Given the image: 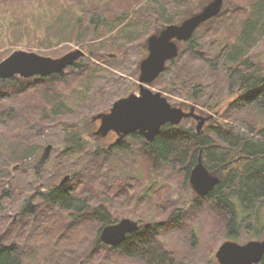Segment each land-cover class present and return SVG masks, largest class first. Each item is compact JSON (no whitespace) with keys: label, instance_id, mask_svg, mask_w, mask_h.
Listing matches in <instances>:
<instances>
[{"label":"rangeland","instance_id":"1","mask_svg":"<svg viewBox=\"0 0 264 264\" xmlns=\"http://www.w3.org/2000/svg\"><path fill=\"white\" fill-rule=\"evenodd\" d=\"M75 1L78 2V0H0V50L11 48L12 51L9 53L11 54L14 50L20 49L57 58L76 48L81 50L83 48L85 52L83 57L90 56L88 49L85 50L81 45L72 44L67 40L74 38V32L79 33L73 21L65 20L70 10L78 12L80 6ZM180 1L171 0V7L180 8L183 12H192L189 7L191 2L181 3ZM209 1L211 0H197L203 6ZM245 1L229 0L226 9L230 10V14L214 20L208 26L212 28L210 30L208 27L201 26L196 29H199L196 35L200 41L201 51L214 56L226 45L235 44L238 38L237 32L240 29L238 21L246 15L241 11L242 9H238L244 5ZM85 2L89 3L88 0ZM132 2L134 0H130V3ZM261 2L263 8L260 16H256L257 11L254 13L255 5H250V8H254L249 13V17L251 21H257L255 31L252 33V37L255 38L261 35L264 28V0ZM126 3L127 0L109 1V4L114 5L118 10H121V6ZM139 6L136 2L133 10H137ZM138 13L141 14H137L136 17L140 20L134 23L135 26H130L126 39L120 38L121 41L116 36L115 44H112V40L108 38L110 33H108L105 39L89 44V49L99 51L104 58L114 63L113 69L121 78V82L113 91L114 96H118L116 99L139 92L140 69L137 68L148 54L146 41L151 34L155 33L149 34L158 23L155 17L151 20L146 18L149 13L146 14L143 11ZM166 25L164 24L159 29L162 30ZM99 30L102 31V27ZM109 30L112 31V29ZM122 32L115 29L112 34L122 35ZM128 39L132 41L128 42ZM181 42H177L179 50L184 46ZM242 42H244L243 38ZM117 45L122 49H116ZM249 50L244 53V56L249 54L255 62L261 64V71L264 72V38ZM181 55V59L179 58L173 66L171 65L168 72H162L152 83L147 84L152 91H160L168 102L175 106H181L182 100L171 95L169 84L175 78L173 76L179 66L185 64L188 59L187 53ZM192 62L196 74L208 70L197 59ZM103 65L112 68L106 64ZM128 70H133L135 75L129 73ZM32 78H26L28 80H22L23 83H20L19 87L7 90L11 91V94L5 98V103L13 106L17 117H22L28 125H31L30 127H33V123H38L36 126L39 127L33 128L36 131L29 130L30 132L24 133L27 124H25L26 127L22 126L16 131L13 128L14 121L8 124L9 121L5 122L4 115L0 114V183L4 187L0 190V195L3 190H8L10 193L9 196L0 198V237L4 242L14 243L17 246L22 264H78L79 262L82 264H144L139 259L124 258L120 253L98 241V231L101 228L98 218L89 216L74 222L71 220L70 211L53 206L39 197L37 189L59 184L67 174L70 175V180L64 185L73 186L72 176L77 170L73 157L62 153L63 133L59 123L43 119V115L56 103H51V99H46V97L62 93L60 99L72 107L81 106L83 103L86 104L85 100L81 102L86 88L79 86L78 77L67 68L61 81L53 80L49 83ZM202 81L205 84V94L199 100L200 108L195 111L211 116L202 127L204 131L214 120L222 118L238 95L223 94L220 89L216 91V83L210 82L205 74ZM214 90L217 93L213 94ZM210 94L215 96V100L212 101L213 106L202 108V104ZM92 109L89 116L80 115L78 118L81 137L87 142V147L107 148L110 143L116 142L118 136L112 131L106 137L93 135V131L99 125V120L92 121L91 117L96 113L107 111ZM248 110L247 107H240L236 109V115L252 118L260 115L262 117L257 110L252 109L249 113ZM259 117L257 118L258 123L262 122ZM180 125L196 128V122L191 118L182 120ZM8 131L10 139L5 136V134L8 135ZM47 145H51L50 155L42 164L37 165ZM13 153H20V164L8 166L9 163H6V160L2 162L3 155ZM120 155H117L119 160L115 169L118 174L109 175V165L106 162L98 171L96 177L99 178L94 180L92 176L88 177L90 174H86L85 183L79 184L74 193L85 197L89 204L105 205L113 223L122 218H130L141 224L164 223V226L158 230L157 242L166 250L171 251L177 260L186 264H219L215 253L224 241L232 240L244 244L250 240L264 238V202L257 210L256 217L255 212L246 213V217L241 221L243 227L240 228L238 236L226 237L227 214L217 210L210 203H205L202 209H195L192 204L196 199V193L189 179H185L184 172L179 166L166 165L152 171L150 158L145 152L139 150L133 156L134 159L130 160L129 171L125 169L123 172L119 170L118 164L124 168L125 164L122 159H126L122 158L124 154L120 153ZM131 161L134 162L131 163ZM90 179H92L91 183L88 182ZM27 201L32 205L33 214L31 215L23 213ZM177 208L181 209L182 215L179 223L172 225L168 222L169 215ZM247 223L257 225L260 235L257 234L258 232L248 230L244 226Z\"/></svg>","mask_w":264,"mask_h":264},{"label":"trees","instance_id":"2","mask_svg":"<svg viewBox=\"0 0 264 264\" xmlns=\"http://www.w3.org/2000/svg\"><path fill=\"white\" fill-rule=\"evenodd\" d=\"M85 1L87 0L75 1L80 6L78 12L75 13L74 10H70L68 18L65 20L73 21L75 25L73 26L76 31H79L76 34L74 32L75 36L72 40H67L72 44L81 45L85 50L88 49L87 52L90 54V56L81 57L73 65L66 67L78 77L79 86L86 88L81 100V102L85 100L86 104L72 107L69 103L60 99L62 93L47 96L46 99H51V103H56L43 115L44 120L49 119L59 123L60 130L63 133L64 148L62 153L71 155L74 164L77 166V170L72 176L74 185L68 187L64 184H53L44 189L39 188L37 189L39 197L53 206L70 211L71 220L74 222L89 216L96 217L101 222L102 228L114 222L108 208L103 204H89L85 197L77 196L74 193L79 184L85 183L84 177H87L86 174H90L88 177L92 176L96 180L99 178L96 177L99 169L106 162L109 165L108 174H118L115 169L119 160L117 155H120V153L125 155L122 158L126 160L122 159L125 167H120L118 164V168L123 172H125V169L129 171L130 160L134 159L133 156L136 152L142 150L150 158L152 171H155L157 167L161 168L166 165L179 166L187 180L190 171L200 157L206 169L211 174H215L219 178V182L205 196H196L192 206L195 209H202L205 203H210L217 210L225 212L228 216L226 237L235 238L238 236L240 228L243 227L241 221L246 217V213L255 212L256 217L257 210L264 202V72L261 71V64L255 62L249 54L244 56L245 52H248L251 47L264 38V28L258 38L252 37L257 21L253 22L249 17V13L254 8H250L251 4L255 5L254 13L257 11L256 16L261 15L260 12L263 8L261 0H246L244 5L239 7L238 10L242 9L241 11L246 15L238 21L240 29L237 32L238 38L235 44L226 45L214 56H210L200 49V41L196 35L198 29L189 40L181 42L184 46L179 50L178 57L170 60L164 70L168 72L170 66H173L179 58L181 59V54L187 53L186 63L179 66L173 76L175 78L169 84L171 95L182 100L180 107L189 106L194 107L195 110L200 108L198 105L199 100L205 94V84L202 81L204 74L210 82L216 83V91L220 89L223 94L227 93L231 96L237 94V99L231 104L230 109L223 114L222 118L214 120L208 129L200 132L192 126L180 125L181 123L179 125L166 123L151 142H146L138 132H135L128 135L126 139L123 138L117 143L109 144L107 148L87 147L88 144L82 139L78 129V118L80 115L89 116L93 111L92 108H95V111L100 109L107 111L112 101L118 97L114 96L113 91L116 85L121 82V78L113 69L114 63L104 58L99 51L89 49V44L103 40L108 33H110L108 38L112 40V44H115L116 36L121 41L123 38L126 39L130 26H135L134 23L140 20L136 17L137 14H141L138 13L140 11L146 14L149 13L147 19L151 20L155 17L158 23L160 22L157 23L158 26L156 25L151 29L152 31L150 30L151 32L149 31V34H151L158 33L164 24L179 23L186 16L199 11L203 4L201 5L197 0H181V3L191 2L189 7L192 12L189 13L183 12L180 8L171 7V0H145V2L144 0H134L132 3L127 0L126 5L121 6V10L116 9L114 5H110V0H88L89 3ZM228 1L224 0L220 13L213 17L211 22V19L207 20V23L204 22L200 26L206 28L214 20L230 14V10L226 9ZM136 2L140 6L134 11L133 6ZM142 2L144 3L142 4ZM131 13L133 14L130 17ZM101 27L102 31L99 30ZM144 27L146 28V24ZM109 29H112V31ZM115 29L116 31H123L122 35L112 34ZM210 29L212 28L208 27V30ZM66 32L68 35V31ZM146 35L145 38H147ZM242 38L244 42H242ZM127 41L131 42L132 40L128 39ZM116 49L120 50L122 48L117 45ZM11 51V48L0 50V61ZM195 59L203 63L208 70L196 74L192 62ZM65 69L61 73L44 77L34 76L32 79L49 83L53 80L61 81ZM128 72L135 75L133 70H128ZM22 80L27 81L28 79L18 75L8 79H0V114L4 115L5 122L9 121L8 124L14 121V130L18 131L22 126L26 127L25 124H27L24 133L30 132L29 130L34 132L36 130L33 128L38 123H33V127H30L31 125H28V122L22 117H17L13 106L5 103V98L11 94V91L7 90L19 87L20 83H23ZM215 90L213 94L217 93ZM213 94H210L209 98L204 101L202 108L213 106L212 101L215 100ZM240 107H247L249 109L248 113L252 109L257 110L259 114H262V117L260 115L253 118L236 115V109ZM202 113L204 114V112ZM258 117L262 122H257ZM5 136L10 139L9 131L8 135L5 134ZM128 139H130L129 142H127ZM4 160L9 163L8 166L20 164V153L5 154L2 156V162ZM91 180H88V182L91 183ZM8 183H10L9 180ZM2 187L3 185L0 183V190ZM9 194L8 190H3L0 198L1 196H9ZM23 213L33 214L32 205L28 201L24 206ZM181 213V209L174 210L169 215L168 222L172 225L179 223ZM162 226H164V223L161 222L151 223L148 227L140 225L137 231L128 234L124 241L118 245H104L120 253L124 258L139 259L144 264H186L177 260L171 251L158 244V230ZM244 226L248 230L259 234L257 225L247 223ZM0 264H22L17 246L14 243L4 242L1 237ZM258 264H264V255Z\"/></svg>","mask_w":264,"mask_h":264},{"label":"water","instance_id":"3","mask_svg":"<svg viewBox=\"0 0 264 264\" xmlns=\"http://www.w3.org/2000/svg\"><path fill=\"white\" fill-rule=\"evenodd\" d=\"M224 0H211L202 9L180 23L167 24L158 33L151 34L146 41L148 54L140 62L139 92L116 99L107 112H99L91 117L99 120L93 131L97 137H106L110 131L117 134L116 143L125 136L138 132L146 142H151L166 123L178 125L185 118L196 121V131L200 132L211 116L189 111L180 106L171 105L160 91H152L147 84L152 83L164 70L166 63L179 54L177 42L189 40L195 30L207 20L217 16ZM85 52L79 48L71 50L60 57L40 55L33 51L14 50L0 61V79H8L15 75L22 78L48 76L61 73L66 67L73 65ZM51 145H47L37 162L42 164L50 155ZM70 175H65L59 182L65 184ZM219 182L215 174H211L203 165L200 157L189 174V183L198 196H205ZM150 223L144 224L148 227ZM139 223L130 218L103 226L98 239L101 243L116 246L130 233L137 231ZM264 255V238L250 240L244 244L232 240L224 241L217 249L215 257L219 264H258ZM78 264H82L79 262Z\"/></svg>","mask_w":264,"mask_h":264},{"label":"flooded vegetation","instance_id":"4","mask_svg":"<svg viewBox=\"0 0 264 264\" xmlns=\"http://www.w3.org/2000/svg\"><path fill=\"white\" fill-rule=\"evenodd\" d=\"M191 107H189V108H183L184 110H186V111H189V109H190ZM192 119V118H191ZM194 120V119H193ZM195 121V120H194ZM196 122V121H195ZM112 132H114V131H112ZM110 133V132H109ZM109 133H108V135H109ZM115 133V132H114ZM116 134V133H115ZM107 135V136H108ZM117 135V134H116ZM127 137V136H126ZM124 139H125V137H124ZM110 144H112V143H110ZM196 196H198L197 194H196ZM138 222V221H137ZM139 223V222H138ZM140 225H142V226H144V224H141V223H139V227H140Z\"/></svg>","mask_w":264,"mask_h":264}]
</instances>
